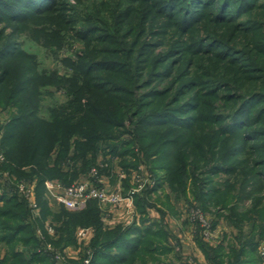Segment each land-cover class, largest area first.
Segmentation results:
<instances>
[{"label":"trees","instance_id":"16d2710c","mask_svg":"<svg viewBox=\"0 0 264 264\" xmlns=\"http://www.w3.org/2000/svg\"><path fill=\"white\" fill-rule=\"evenodd\" d=\"M108 1L103 14L95 4L73 8L80 26L70 28L87 48L67 62V78L38 73L18 39L1 41L4 27L22 32L63 0H0V108L9 111L0 167L35 180L39 208L33 215L16 193H0V264H56L47 244L62 250L78 227L93 229L89 264H181L179 238L157 206L177 214L170 196L157 194L164 183L176 200L192 194L214 215L211 226L223 217L237 228L227 247L195 236L209 264H262L264 0ZM49 84L64 85L69 100L46 117L40 98ZM122 131L138 146L120 140ZM106 157H120L126 174L147 167L153 183L134 195L140 220L108 226L96 199L80 210L49 205L45 180L66 186L92 167L103 173Z\"/></svg>","mask_w":264,"mask_h":264},{"label":"rangeland","instance_id":"374dc122","mask_svg":"<svg viewBox=\"0 0 264 264\" xmlns=\"http://www.w3.org/2000/svg\"><path fill=\"white\" fill-rule=\"evenodd\" d=\"M108 0H63V4L61 8L52 13L47 14L39 19L31 22L26 29L22 32L17 33L16 30L12 31L13 28L4 27L1 31L4 33L3 38L1 41H9L13 38H16L21 42V47L29 54L35 56L36 59V70L38 73L45 75H49L54 71L57 74L63 75L64 77L70 78L72 76V67L68 65L67 62H74L76 60V50L82 49L85 50L87 48L86 44H84L80 39L75 38V31L70 27L77 28L80 26V19H73L75 17V9L87 10L89 8H93L92 5H96V8H99L100 12H102L105 8H107ZM109 5L114 8L113 3H109ZM72 11V13L70 12ZM70 12V13H69ZM69 14V15H68ZM78 20V21H77ZM1 28V27H0ZM70 28V29H69ZM16 33V35H15ZM20 34V35H18ZM58 34V35H54ZM12 35V36H11ZM158 51V50H156ZM44 90L41 94V114L44 116H48L50 114V109L53 106H62L67 105L69 98L67 94V89L64 85H56V84H49L43 87ZM8 110V109H7ZM2 110L0 108V122H6L9 111ZM130 120L127 118L125 122H129ZM126 123V124H127ZM2 129L0 130V140L2 137ZM135 135L131 131H122L119 135L120 140H130L134 142L133 144L137 145V142L134 138ZM99 160L97 161V163ZM3 163V162H1ZM22 169L27 170L28 167H22ZM0 171H7V169H3L0 167ZM14 173V172H13ZM12 173V174H13ZM126 173V172H125ZM127 175V174H126ZM14 178L16 179H25L21 176H17L15 173L13 174ZM217 178V177H216ZM29 180V179H25ZM35 182V180H34ZM157 194L160 195L161 200H165V195L168 194L170 196V204L173 205L175 208V212L177 214H172L171 211L167 210L168 208H164L161 201L157 203L159 208H163L166 210L165 219L168 223L170 220L173 221L172 223L175 224L180 230L183 232L181 233L182 240L188 241L190 238H195V236L201 237L202 240H205L211 245H216L218 243H223L226 247L228 246L227 243L233 240L235 234H237V228L235 225L226 221L223 217H219L217 219V223L214 226L210 225V220L215 219L214 215L210 212L204 211L196 199L193 198L192 194L189 193L187 199H179L173 196L170 192L167 184L164 183L162 189L157 191ZM49 205L51 202L48 200ZM250 204V200H246L242 207H247ZM53 207L55 204L52 205ZM62 206L63 205H56ZM65 208V207H64ZM115 208V207H113ZM66 209V208H65ZM192 209L199 210L202 213V217L207 221L208 229L203 230L201 229L200 224L198 223V219L193 215V219L191 218V211ZM68 210V209H67ZM157 211V210H156ZM158 212V211H157ZM139 216V213L137 211ZM159 214V212H158ZM137 216V217H138ZM136 217V220H140ZM157 219H159L157 217ZM249 226L247 222L244 223L243 230L248 233ZM82 227H78L79 230ZM168 228L171 232L177 235L170 227L168 223ZM76 230V231H77ZM37 234V232H36ZM92 237V236H91ZM85 241H79L76 238V241L72 244L64 247L62 250H59L55 246L52 248V258L55 259L56 264H76L83 261V259L88 255V251L90 250L89 242L90 239ZM179 238V236H177ZM180 241V239H179ZM257 251L262 259V264H264V236L259 239L257 243ZM199 248V247H198ZM1 251H3L2 247L0 246ZM50 251V252H51ZM91 251V250H90ZM175 252V251H174ZM92 253V252H91ZM172 253L167 256L169 260L172 258ZM191 255V253H190ZM188 254L182 255L181 259L178 262L181 264L188 260L189 262H194L195 264H209L206 260L205 262H201L195 260L188 256ZM205 257V256H204ZM59 259V260H57ZM206 259V258H205ZM70 261V262H69Z\"/></svg>","mask_w":264,"mask_h":264},{"label":"built area","instance_id":"2783aa9c","mask_svg":"<svg viewBox=\"0 0 264 264\" xmlns=\"http://www.w3.org/2000/svg\"><path fill=\"white\" fill-rule=\"evenodd\" d=\"M3 161L4 155L0 149V163ZM125 175V171L120 169L118 173L119 179L124 178ZM130 178L132 186L123 194L121 191L110 189L103 182V176L99 173L98 169L92 167L83 179L75 181L70 185L65 186L54 179L45 180V195L51 202L63 205L68 210H80L85 207L88 200L96 199L104 212V219L110 217L109 213H111L113 207L124 204L126 205L128 213L125 224H130L138 216L134 204V195L140 193L146 186L152 185L153 183L150 173L148 171L144 173L139 167L131 170ZM2 192L8 194L16 193L20 198L26 200L33 215L38 214L39 208L35 200L34 180L16 179L8 171H0V193ZM191 211H193L191 212V218L193 219V215L196 214L195 217L198 219L201 229L204 228V231L208 229L207 221L202 217V213L196 209H192ZM48 231L53 233L54 228L48 226ZM36 232L41 237L40 230L36 229ZM92 235L93 229L91 227H82L75 232V236L79 241L88 240ZM45 249L51 251L53 248L50 244H47ZM90 258L91 251L89 250L88 255L83 259L81 264H89ZM189 264L195 263L190 262Z\"/></svg>","mask_w":264,"mask_h":264},{"label":"crops","instance_id":"0c3cea01","mask_svg":"<svg viewBox=\"0 0 264 264\" xmlns=\"http://www.w3.org/2000/svg\"><path fill=\"white\" fill-rule=\"evenodd\" d=\"M103 159H105L103 155H101V154L98 155L99 161H101ZM106 159H107L106 160V171L101 173L103 176V179H102L103 182L112 190L121 191L123 194L126 193L128 191V189L132 186V181L130 178L131 173L130 174L127 173V175H125L124 178L119 179L118 173H119L120 169L122 168L119 165L120 157L114 158V159H110V158L106 157ZM137 167H139L140 170L143 171L144 173H146L148 171L147 167L145 166V164L143 162H139ZM86 174L87 173L81 174L79 176L78 180L83 179ZM53 204H55V206L58 205L55 202L50 203L51 206ZM147 212H148L151 219H157V217L159 218V214L154 207H148ZM109 216L110 217L108 219H104L105 223L108 226H114L116 224H123L124 225L126 223L127 217H128L126 205L122 204V205L116 206L115 208L112 209L111 213H109ZM172 222L173 221H171V220L168 222L169 227L177 234V236H179L180 243H181L182 255L188 254V256H190L191 258H194L195 260L205 262L206 259L204 257V254L200 250V248H198L195 240L193 238H190V240H188V241L182 240L181 233L183 231L180 230L177 226H175V224H173ZM1 253H2V251H1ZM190 253H191V255H190Z\"/></svg>","mask_w":264,"mask_h":264}]
</instances>
